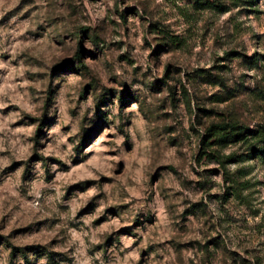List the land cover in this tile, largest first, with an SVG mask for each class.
<instances>
[{"label":"rangeland","instance_id":"rangeland-1","mask_svg":"<svg viewBox=\"0 0 264 264\" xmlns=\"http://www.w3.org/2000/svg\"><path fill=\"white\" fill-rule=\"evenodd\" d=\"M260 126L264 0H0V264H264Z\"/></svg>","mask_w":264,"mask_h":264},{"label":"trees","instance_id":"trees-1","mask_svg":"<svg viewBox=\"0 0 264 264\" xmlns=\"http://www.w3.org/2000/svg\"><path fill=\"white\" fill-rule=\"evenodd\" d=\"M245 4L248 5H253L254 4V0H244ZM251 61L252 63H255L257 61V58L251 57ZM226 127H229L231 130H236L237 127H235L234 125H228V124H224V125H217L216 130H224ZM248 132L249 137L251 139H253V143H258L261 142L262 144L260 145V147H258V149H254V147H250L251 151L256 152V155L260 156L261 158H264V126H260L256 129L253 130H248L245 128V133Z\"/></svg>","mask_w":264,"mask_h":264}]
</instances>
